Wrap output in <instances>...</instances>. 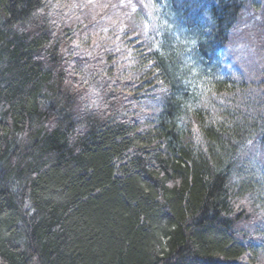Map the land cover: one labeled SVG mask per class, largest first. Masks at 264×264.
I'll return each mask as SVG.
<instances>
[{
  "label": "trees",
  "instance_id": "1",
  "mask_svg": "<svg viewBox=\"0 0 264 264\" xmlns=\"http://www.w3.org/2000/svg\"><path fill=\"white\" fill-rule=\"evenodd\" d=\"M147 1L132 48L81 18L82 55L69 0H0V264H264V0ZM87 84L124 101L82 114Z\"/></svg>",
  "mask_w": 264,
  "mask_h": 264
},
{
  "label": "rangeland",
  "instance_id": "2",
  "mask_svg": "<svg viewBox=\"0 0 264 264\" xmlns=\"http://www.w3.org/2000/svg\"><path fill=\"white\" fill-rule=\"evenodd\" d=\"M140 6H138V4ZM143 6L140 4V2L138 0H69V10L68 11H63V18L65 20H62L63 23H67V14L71 16H73L74 19L78 20H73L71 19L69 23L74 24L75 26H72L74 30H76L77 32L75 33L76 36V40H72V48H75V45L77 46V50L79 51L80 54H83V42H77L79 39L83 38V35L81 34V32H79L80 29V21H82V19L84 17L88 18L89 22H96L94 21L95 18L99 19V23L103 22V19H108V21L111 23V25H114L115 28L118 29H125L128 30V36H129V40L133 41L131 42V47L132 48L135 45H138V42H142L140 40H135L138 37L143 36L142 34H140L139 32L137 33V35H135V28H137V23L135 21V15L137 14L138 17H142V15L138 12V10H140V8H145L146 9V15L148 17V15H151V7H150V3L149 1H145L143 2ZM73 8V9H72ZM57 9V6H55L53 8V10ZM72 9V10H71ZM251 9V8H250ZM144 10V9H143ZM252 10V9H251ZM248 11H250L248 9ZM65 12V13H64ZM264 12V11H263ZM58 15L59 10L56 12ZM80 13L79 19L76 18V15H78ZM247 13V11H245V14ZM264 13H262L263 16ZM61 16V15H59ZM254 16L256 17L257 15L255 13H251L248 16H243L244 17V22L246 20L245 24V28L248 27H252L254 25V21L257 22V18H254ZM53 18L55 19V21L57 22V16H53ZM143 18V17H142ZM54 19L53 22L51 21V23H53V26L55 27V29L61 30L60 27L64 26L63 24H61L59 27L57 26V23L54 24ZM263 18H261L260 20H262ZM48 21V20H47ZM97 25V22L95 23ZM110 24H107V28L104 27V33L107 32V30L109 29V26L111 27ZM69 26V25H68ZM82 26V25H81ZM244 28V27H243ZM139 29V28H138ZM146 30H149V26L146 25L145 26ZM243 36V35H242ZM237 38H240V36H238ZM72 39V38H71ZM70 39V40H71ZM243 39V38H241ZM242 40L237 41L235 44L234 42L231 43V46H228V52H229V61H235L234 58L240 57L241 54H244V51L240 50L241 52H236L237 49H241L239 48V42H241ZM244 42L245 43H251L250 45L252 46V49H256V54L257 56L259 55H264V39L262 38V41H260L259 43H257V45L253 46L254 42L249 41V39L245 36L244 37ZM94 46V44H93ZM99 46V45H98ZM257 48H261L260 50H257ZM248 50L250 49L249 47L247 48ZM251 50V49H250ZM86 51V50H85ZM232 52H234L232 54ZM261 53V54H260ZM253 54L251 53V56ZM129 58V56H128ZM124 60V59H123ZM227 60V64H228V68L225 65V68L229 71V72H233V70L230 69V63ZM96 60H93V62H95ZM226 62V61H225ZM74 63H71V65ZM236 68V67H235ZM238 72V71H237ZM70 72H66V74H69ZM71 83H73V81H70ZM124 83V82H123ZM128 84V83H127ZM77 91V98L78 100H81V98L84 100L85 98H87V100L85 99L84 101L86 102V105H88L89 103L92 104H98L101 100V94L98 91V88H95L94 86H91L89 84H87L84 89H82L80 92L77 89H74V91ZM84 93V95H83ZM114 93V92H113ZM90 94V95H89ZM82 95V96H81ZM81 97V98H79ZM91 97L94 98V101H92V99H90ZM149 104V103H148ZM246 154H249V151L246 152ZM240 212V211H239Z\"/></svg>",
  "mask_w": 264,
  "mask_h": 264
},
{
  "label": "bare ground",
  "instance_id": "3",
  "mask_svg": "<svg viewBox=\"0 0 264 264\" xmlns=\"http://www.w3.org/2000/svg\"><path fill=\"white\" fill-rule=\"evenodd\" d=\"M138 12L142 13L143 16L147 17V15H146V9L145 8H140V10H138ZM185 14H187V13H185ZM53 16H57V15L54 14ZM66 17H67V21H66L67 23H69L70 20L73 18V16L70 17V15H68ZM147 18H150V23H151V21L152 22L154 21V20H152L153 19V16H151V15L150 16L148 15ZM140 19L141 20H139V18H138L136 20V23L138 25L137 27L139 28L137 31L140 34H142L143 36H147L149 33L145 29V26L147 25L145 23L147 22L148 19H146V20H144L143 18H140ZM61 24H66V23H63L62 22ZM192 29H194L196 31L199 30L198 28H192ZM151 30H152V28L150 27L149 28V31H151ZM197 32H198L199 35H201V31H197ZM143 36L140 37V41H143V39L145 38ZM166 43H169L168 46L170 48H176V47H178V48H181V50H184L183 45H182L183 44L182 41L171 42L170 40H167ZM129 68L132 69V70H134V67L131 66V65H129ZM238 68L241 69L240 66ZM127 71H128V69H127ZM221 73H219V76L218 77L216 75L215 81L221 77V75H222ZM223 75H224V73H223ZM224 78H225V76H223V80H224ZM90 99H92V101H94V98L93 97H91ZM123 101H121V102H123ZM114 102L116 104H120L121 103L120 100H119V98L116 95H114L113 93H110V94L109 93H102L101 94V103L100 104H94V103H92L91 104V108H87V109H83L82 110V114L83 113L84 114L96 113V112H101L102 111V112H104L103 113L104 115H111V112L112 111H110V109H111L110 104H112ZM203 103L204 104H208L207 99L204 100ZM239 159L241 161H243L244 160V156L243 157H240ZM249 178H262V175H260V174L251 175ZM259 188L261 189V193L258 195L259 196V199L262 200V201H264V186H260ZM245 198H247V197H245ZM231 204H232V210L231 211H229V212H227L226 210L221 211L222 214H220V216H219V218H220L221 221H224L225 222V221H228L230 218H232L233 222H236L237 219H240V217H239L240 216V214H239L240 212L239 211L246 210V212H247V210L248 211H251L253 208H255L254 206H252L250 200H247V199L244 200L243 197H240L239 199H237L233 203L231 202ZM224 211H226V212H224ZM260 213H261V215H264V208H263V210H261ZM246 225H247V223H245V224L242 223V224H240V227H238L237 229L235 227V228H233V229H231L229 231V233L233 236V239L236 238V234L235 233H238V234H241V235H244L245 234ZM258 244L261 245V243H259V242H258ZM238 264H248V260L246 258H242V259H240V262Z\"/></svg>",
  "mask_w": 264,
  "mask_h": 264
}]
</instances>
